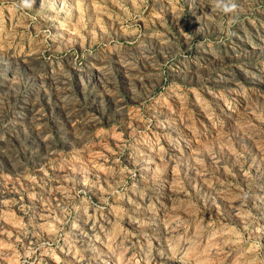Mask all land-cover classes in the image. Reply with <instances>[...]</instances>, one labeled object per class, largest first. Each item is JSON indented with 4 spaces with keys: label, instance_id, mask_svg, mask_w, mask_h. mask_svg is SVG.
Returning a JSON list of instances; mask_svg holds the SVG:
<instances>
[{
    "label": "rangeland",
    "instance_id": "obj_1",
    "mask_svg": "<svg viewBox=\"0 0 264 264\" xmlns=\"http://www.w3.org/2000/svg\"><path fill=\"white\" fill-rule=\"evenodd\" d=\"M0 0V264H264V0Z\"/></svg>",
    "mask_w": 264,
    "mask_h": 264
},
{
    "label": "clouds",
    "instance_id": "obj_2",
    "mask_svg": "<svg viewBox=\"0 0 264 264\" xmlns=\"http://www.w3.org/2000/svg\"><path fill=\"white\" fill-rule=\"evenodd\" d=\"M34 0H23L24 7H31ZM211 7L223 16L232 17V23H235L234 13L237 10V4L235 0H212Z\"/></svg>",
    "mask_w": 264,
    "mask_h": 264
}]
</instances>
